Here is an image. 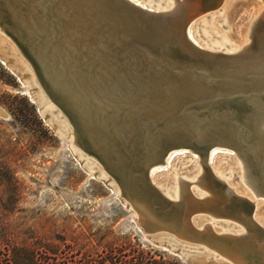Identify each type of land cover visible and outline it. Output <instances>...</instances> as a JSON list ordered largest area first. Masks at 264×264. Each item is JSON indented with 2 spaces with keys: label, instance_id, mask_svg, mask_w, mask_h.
I'll return each mask as SVG.
<instances>
[{
  "label": "bare ground",
  "instance_id": "1",
  "mask_svg": "<svg viewBox=\"0 0 264 264\" xmlns=\"http://www.w3.org/2000/svg\"><path fill=\"white\" fill-rule=\"evenodd\" d=\"M130 1L154 12L169 13L174 10L176 0H145L147 3L142 0ZM261 1L264 6V0ZM221 5H223L221 10H226L229 3L226 0H189L183 12L184 19L187 20L184 34L192 44L208 55L202 58L175 51V55L179 53L183 58L189 59V64L197 70L195 76L199 81L205 79L204 83L210 79L208 84H204L207 85L206 91L195 99V103L200 100L206 101L205 110L210 113L206 118L210 120L205 121L211 123L213 131L210 133L214 132L216 137L212 139L217 145L211 148L206 162L194 151V146H181L183 135L168 137L159 134L146 139L145 136L149 135L151 130H147L143 136L137 115H128L134 112L129 110L130 106L135 108L139 107V104H144V100L141 102L139 99L141 95L137 94L140 93L139 86L116 72L114 62H111L112 55L105 44L93 36L89 20L93 10L100 11L111 7V0H0V8L5 10L0 19L14 21L15 30L18 31L16 33H22L28 50L38 60L49 85L47 88L44 87L29 64L13 50L9 52L10 64L1 57L0 64L16 79L14 69L24 74L19 90L29 97V100L38 107L45 122L54 129L63 142H66L76 164L88 177L107 182L109 186L101 183L106 185L110 194L115 199L122 197L121 204L128 210L131 222L135 218L156 222L154 210L159 207L164 217H168L169 222L166 226L172 229L178 239L190 238L196 241V248L201 253H206L207 257H210L209 255L217 257L222 264H246L245 253L256 252L257 242H264V190H261L259 195L262 201L255 202L250 219L229 209V197L225 189L219 187V183L225 186L226 182L235 194L251 200L252 192L244 184L241 160L233 156L234 152L231 150L226 155L225 151L220 150L224 147L218 143L225 139V134H221V124L216 118L222 116L227 123L232 121L239 123L241 126L236 138L241 142H250L252 150L260 143L264 145V127L261 124L263 109L248 101L252 97L264 99V77L254 76V79H251L243 71L246 66H251L252 61L255 63L264 61V29L258 27L264 26V8L259 6L255 10L239 40L236 38L234 40L228 30L222 32L218 28L216 30L217 34L220 32L221 42L215 45V49L222 50L205 49L206 46H201L193 36V26L201 16L217 10ZM126 13L130 17V14ZM214 22L213 18L211 25L215 30L217 27ZM219 22L224 24L225 19ZM4 26L7 27L6 24ZM223 27L221 29H224ZM0 34L3 35L2 32ZM5 47L9 48L8 43L0 44V50ZM16 57L25 62L30 71L25 69L26 67L21 65ZM208 69L213 70V74L208 75L206 72ZM256 70L260 69L255 68V74ZM134 98L137 99L136 102ZM58 111L70 125L63 126L64 130L54 123L53 116ZM69 115L73 116L74 122ZM0 116L8 118V113L0 108ZM167 149L169 150L164 162L157 163L160 154ZM188 154L199 160L201 171L197 172L194 180L176 176L177 191L171 190L173 195L164 193L153 180L155 175L167 171L159 169V166L169 165L175 157ZM217 155L236 158L238 163L233 167L237 168L242 182L239 179L234 181L233 177L224 182L216 176L211 168V162ZM87 158L97 162L101 168ZM148 162L156 163L149 169V183L143 169ZM245 167L247 179L255 186L261 185L262 173L252 153L246 154ZM113 173L117 177H114ZM196 191L201 193H195ZM178 197L181 201L177 205L164 206V200H176ZM177 217L182 219L183 225L176 230L173 221ZM187 221L197 228H201L204 223L210 224L212 234L207 233L204 237L195 236L185 227L184 223ZM223 232L232 235L247 232L253 238L248 245L236 243L229 247L225 239L219 237Z\"/></svg>",
  "mask_w": 264,
  "mask_h": 264
},
{
  "label": "rangeland",
  "instance_id": "2",
  "mask_svg": "<svg viewBox=\"0 0 264 264\" xmlns=\"http://www.w3.org/2000/svg\"><path fill=\"white\" fill-rule=\"evenodd\" d=\"M226 1L229 3L226 10H221V5L195 21L192 33L199 43L196 32L202 30L205 36H210L207 25L216 36L210 45L200 43L205 49L222 50L215 49L221 42V37H217L218 28L222 32L228 30L234 40H239L255 10L259 6L264 8L261 0ZM213 18L215 30L211 25ZM223 19L224 24L219 22ZM0 36V44L6 45L5 38ZM9 49L14 51L10 45ZM16 58L28 69L25 62ZM20 87L16 78L0 64V108L8 113V118L0 116V260L11 255L15 248L27 247L34 251L36 264H85V259L91 260L89 264H96L94 261L108 253L110 246L125 248L138 243L144 250L153 249L166 259L186 264L142 237L120 200L76 164L66 142L45 122ZM53 119L61 130L65 125L70 126L59 111ZM87 159L101 168L94 160ZM212 161L213 172L224 182L232 177L234 181L241 180L237 168L233 167L238 163L236 158L217 155ZM200 168L194 155H182L169 165L159 166L167 171L155 175L153 180L164 193L173 195L171 190L177 191L176 176L194 180Z\"/></svg>",
  "mask_w": 264,
  "mask_h": 264
},
{
  "label": "water",
  "instance_id": "3",
  "mask_svg": "<svg viewBox=\"0 0 264 264\" xmlns=\"http://www.w3.org/2000/svg\"><path fill=\"white\" fill-rule=\"evenodd\" d=\"M111 3V7H106L100 11L93 10V13L89 15V20L91 22L90 26L93 28V36L99 42L104 43L109 54L112 55L111 62H114L116 72L139 86L138 92L140 93L137 94L141 95L139 99L141 102L144 100V104H139V107L135 108L130 106L129 110L134 112L128 115H137L140 124L139 129L143 136H145L147 130H151L150 134L145 136L146 139L159 134L168 137L183 135L181 146H194V151L198 152L203 157V161L206 162L211 148L217 145L213 140L216 137L214 132L210 133L213 131L211 123L205 121L210 120L206 118L209 113L205 110L206 101L200 100L198 103H195V101L198 99L199 94L201 96L206 91L205 87L207 85L204 84H208L210 79L204 83L205 79L199 81L195 76L197 70L189 64V59L183 58L179 53L175 55V51L178 52V50L182 54H190L196 57L204 58L208 55L192 44L184 34L187 20L184 19L183 12H185L189 0H176L174 10L169 13L154 12L130 0H111ZM126 12L130 14V17ZM2 14H5V10L0 8V16ZM15 26L16 24L11 19L9 21L4 18L0 19V32H2V36L6 39L8 45L14 49L23 61L29 64L39 82L47 88L49 84L43 76L38 60L28 50L22 33H16L18 31L15 30ZM258 27L264 29L262 25ZM172 49L174 52H172ZM9 52L8 47L0 50V57L4 58L8 64H10ZM255 68L260 69L256 70L257 74L254 73ZM14 70L17 79L19 78L16 80L21 84L24 80V74L20 70ZM212 71L206 70L208 75L213 74ZM243 71L251 79H254V76L264 77V61L261 63L252 61L251 66H246ZM130 97L132 96L130 95ZM134 99L136 102L137 99ZM248 101L263 109L261 124L264 127V99L252 97ZM37 111L39 112L38 107ZM256 112L254 113L256 114ZM69 117L74 122L73 116L69 115ZM216 119L221 124V134H225V139L218 143V145L224 147L220 150H225V155L231 150L234 152L233 156L241 160L245 178L244 184L251 190L252 200L235 194L226 182L225 186L223 183H219V187L225 189L229 197V209L250 219L254 212L255 202L262 201L259 195L261 190H264V145L260 143L252 150L250 142H241L236 138L241 126L239 123L232 120V123H227L228 121H225L222 116H218ZM79 129L82 130V128ZM85 140L87 141V139ZM168 150L160 154L157 163L164 162ZM249 153L255 156L262 173V183L259 186L253 185L247 179L245 157ZM217 154H220V152H217ZM154 164L156 163H145L143 168L148 183L149 169ZM112 175L117 177L114 173ZM101 182L108 185L105 181ZM245 189L247 190V188ZM119 200L122 203V197H119ZM180 201L181 198L179 199V197L176 200H164V206L173 207ZM154 216L156 222L141 218L133 219L134 224L141 231L142 237L151 245L168 251L186 264H222L220 260H217V257L211 255L207 257L206 253H201L196 248V241H192L190 238L178 239L175 237L172 229L170 230L166 226L169 222L168 217H164V213L159 207L154 210ZM173 225L176 230L179 229L183 225L182 219L177 217L173 221ZM184 225L195 236L204 237L207 233L212 234L208 223H204L201 228L193 226L189 221L185 222ZM257 234L261 236L260 233ZM219 237L225 239L229 247L236 243L248 245L253 238L247 232L233 235L223 232ZM256 250V252L247 251L245 253L246 264H264L263 241L257 242Z\"/></svg>",
  "mask_w": 264,
  "mask_h": 264
},
{
  "label": "trees",
  "instance_id": "4",
  "mask_svg": "<svg viewBox=\"0 0 264 264\" xmlns=\"http://www.w3.org/2000/svg\"><path fill=\"white\" fill-rule=\"evenodd\" d=\"M109 252L99 256L96 264H182L175 259H166L164 254H158L153 249L144 250L140 244L129 245L125 248L109 247ZM8 252V251H7ZM34 251L27 247L15 248L11 255L0 260V264H36ZM46 259V258H44ZM91 260L85 259V264Z\"/></svg>",
  "mask_w": 264,
  "mask_h": 264
},
{
  "label": "flooded vegetation",
  "instance_id": "5",
  "mask_svg": "<svg viewBox=\"0 0 264 264\" xmlns=\"http://www.w3.org/2000/svg\"><path fill=\"white\" fill-rule=\"evenodd\" d=\"M206 29H208V32H209L210 36H205V35L202 33V30H200L198 33L196 32V37H197V38H200V39H198V40L200 41V43L203 42L202 44L206 43V44L210 45V44H211V43H210L211 40H213L216 36L210 31L208 25L206 26ZM217 37H220V36H217Z\"/></svg>",
  "mask_w": 264,
  "mask_h": 264
}]
</instances>
